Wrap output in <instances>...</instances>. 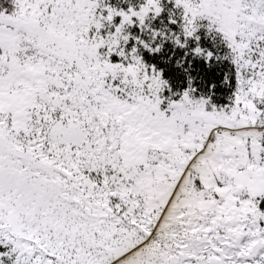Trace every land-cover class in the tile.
I'll use <instances>...</instances> for the list:
<instances>
[{
    "label": "snow or ice",
    "instance_id": "snow-or-ice-1",
    "mask_svg": "<svg viewBox=\"0 0 264 264\" xmlns=\"http://www.w3.org/2000/svg\"><path fill=\"white\" fill-rule=\"evenodd\" d=\"M0 264H264V0H0Z\"/></svg>",
    "mask_w": 264,
    "mask_h": 264
}]
</instances>
